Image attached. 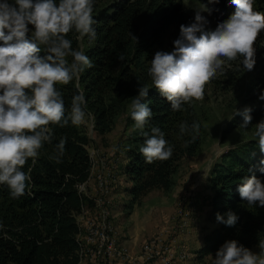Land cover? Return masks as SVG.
Here are the masks:
<instances>
[{"label":"trees","instance_id":"trees-1","mask_svg":"<svg viewBox=\"0 0 264 264\" xmlns=\"http://www.w3.org/2000/svg\"><path fill=\"white\" fill-rule=\"evenodd\" d=\"M101 1L94 0L96 38L80 39L75 31L67 36L72 48L82 50L93 66L68 85L56 87L62 93L66 116H70L73 97L83 93L85 111L91 115L93 130L99 136L112 130L122 106L138 95L141 86L149 88L142 100L152 110L148 124L137 129L131 114L128 116L133 129L127 138L123 172L131 182L127 189L131 209L151 190L169 191L175 184L174 174L180 161L194 156L204 140L192 104L173 111L170 102L154 87L148 72L154 54L173 51L180 26L195 23L197 12L207 21L204 30L211 32L235 13L236 6L232 0H110L100 4ZM253 5L254 10L264 12V0H253ZM28 27L30 38L33 29ZM259 36H264V30ZM41 49L40 55H46L43 46ZM68 59L71 61V57ZM226 75L229 81L234 78L231 71ZM260 83L264 86V77ZM245 109L250 110L251 121L264 120V101L244 106L242 113ZM238 117V122H243V115ZM193 122L199 124V134L186 146L192 137L182 135L180 125L190 126ZM152 127L164 133L173 154L166 161L149 164L139 149L146 139L144 133L151 135ZM52 134V142L44 144L35 162L29 158L22 168L30 176L25 195L14 199L9 188L0 185V264H79L77 216L90 204L79 188L91 177V139L81 125L73 126L70 121L63 128L52 126ZM61 139H66L65 152L57 163L50 157ZM262 161L264 152L260 151L258 138H252L227 150L212 166L207 217L213 227L202 236L197 261L215 259L226 241L236 240L250 251L264 242V207L248 205L237 190L245 178L253 175L264 183ZM229 211L238 217L233 226L217 222V213L226 219Z\"/></svg>","mask_w":264,"mask_h":264},{"label":"clouds","instance_id":"clouds-1","mask_svg":"<svg viewBox=\"0 0 264 264\" xmlns=\"http://www.w3.org/2000/svg\"><path fill=\"white\" fill-rule=\"evenodd\" d=\"M232 3L235 13L214 31L204 30L207 21L197 12L195 23L180 26L173 51L154 54L148 72L173 111L202 100L206 84L218 71L224 73L226 61L242 57L244 70H253L254 45L264 30V12L254 10L253 0ZM93 10L94 0H0V185H6L14 199L25 195L30 176L22 168L29 158L34 163L44 144L52 142V126L63 128L69 121L73 126L86 122L83 93L73 97L70 116H66L64 99L56 86L68 85L93 66L90 58L82 50H74L67 38L72 31L80 39L96 38ZM29 25L33 29L30 38ZM41 46L47 53L44 56L40 55ZM148 90L141 86L131 101L130 114L137 129H143L152 118V110L142 103ZM249 113V109L234 113L243 115L241 128L247 129L251 123ZM255 126L260 151L264 152V120ZM179 130L182 135H191L187 146L199 134V124L182 123ZM151 133H144L146 139L139 149L145 162L170 159L173 147L164 133L157 127H152ZM65 145L66 139H61L50 159L60 163ZM237 190L248 205L264 207V183L255 175L245 178ZM226 217L216 214L217 222L227 226L238 220L231 211ZM260 248L264 250V242ZM214 264H264V257L230 240L217 251Z\"/></svg>","mask_w":264,"mask_h":264},{"label":"rangeland","instance_id":"rangeland-1","mask_svg":"<svg viewBox=\"0 0 264 264\" xmlns=\"http://www.w3.org/2000/svg\"><path fill=\"white\" fill-rule=\"evenodd\" d=\"M254 47L253 70H244L242 57L226 61L224 73L218 71L206 84L204 98L191 102L195 117L203 128L204 140L194 156H186L180 161L174 174L173 187L169 191L151 190L131 209L127 193L131 182L123 172L127 163V138L133 129L128 123L131 102L124 103L112 130L103 136L93 130L91 115L86 116V122L81 127L91 139L88 146L92 163L91 177L80 186L79 192L88 197L90 204L77 216V223L82 225L83 234L86 233V226L91 221L90 213L87 212L93 210L91 198L96 197V184L101 176L105 212L108 215L105 222L109 221L105 225L108 226L109 236L117 240V250L122 253L121 264H130L136 259L137 262H145L146 254L140 252L149 246V239L154 236H160L164 244L171 245L169 264H214L211 257L203 261L196 260V251L203 234L213 227L207 217L212 196L208 186L210 170L227 150L257 138L255 125L263 120L257 118L244 129L240 127L243 122H238L240 114H234L236 111L242 113L246 105L254 106L264 101L260 99L264 95V86L260 83L264 77V36H258ZM226 70L234 75L232 81L228 80ZM99 222L102 224V218L95 217L92 225L93 229L101 233L102 225ZM83 234L82 237H85ZM86 241V246L82 248L83 259L81 263L79 260V264H90V252L97 251V241ZM251 251L264 257V250L260 247L255 246ZM103 263L112 264V261L103 260Z\"/></svg>","mask_w":264,"mask_h":264},{"label":"built area","instance_id":"built-area-1","mask_svg":"<svg viewBox=\"0 0 264 264\" xmlns=\"http://www.w3.org/2000/svg\"><path fill=\"white\" fill-rule=\"evenodd\" d=\"M86 190V189H84ZM103 183L101 176L98 177L96 184V197L91 198L93 201V210H89L91 225H87L88 239L97 241V251L91 252L90 264H102V260H110L112 264H121V254L117 250V240L108 236V226L105 225V217H108L105 212V203L103 200ZM95 217H102V227L100 238L92 237V224ZM146 254L145 262H130V264H169L168 254H171V245H166L160 236H154L149 239V246L140 252Z\"/></svg>","mask_w":264,"mask_h":264},{"label":"bare ground","instance_id":"bare-ground-1","mask_svg":"<svg viewBox=\"0 0 264 264\" xmlns=\"http://www.w3.org/2000/svg\"><path fill=\"white\" fill-rule=\"evenodd\" d=\"M104 184H106V183H104ZM82 191V190H81ZM88 211V210H87ZM88 213V212H87ZM86 214V213H85ZM84 215V214H83ZM87 215V214H86ZM85 215V216H86ZM102 218V217H101ZM84 219V218H83ZM87 219V218H86ZM95 222V221H94ZM109 222V221H108ZM108 222H105V224L106 223H108ZM100 223V222H99ZM101 224V223H100ZM88 225H91V221H90V223L88 224ZM102 225V224H101ZM78 226H79V233L77 234V237H76V239H77V242H78V244H79V247H80V251H79V260H80V263H81V261H82V254H83V249L82 248H84L85 246H86V244H85V246H84V241H86V239L89 241L90 239H88V234H87V229H85L86 230V233H84L83 234V232L81 231L82 229V225L80 226V224L78 223ZM84 226H85V223H84ZM85 232V231H84ZM111 233V232H110ZM82 234L83 235H85V237H82ZM110 234H109V232H108V236H109ZM100 236H101V233H99L97 230H95V229H93V225H92V237L93 238H100ZM109 237H114V236H109ZM84 238H86V239H84ZM118 238V237H117ZM119 239V238H118ZM88 241H86V242H88ZM96 242V241H95ZM149 243V242H148ZM92 244V243H91ZM84 246V247H83ZM89 249V248H88ZM88 249H86V250H88ZM91 249V248H90ZM95 247H94V251H95ZM118 249V248H117ZM88 253H89V250H88ZM91 253V252H90ZM89 253V254H90ZM88 254V255H89ZM84 255H86L85 253H84ZM143 260V259H142ZM91 261V260H90ZM102 262H103V260H102ZM142 262V261H141ZM105 263V262H104ZM103 263V264H104ZM109 263V262H108ZM107 263V264H108ZM89 264V263H88Z\"/></svg>","mask_w":264,"mask_h":264},{"label":"crops","instance_id":"crops-1","mask_svg":"<svg viewBox=\"0 0 264 264\" xmlns=\"http://www.w3.org/2000/svg\"><path fill=\"white\" fill-rule=\"evenodd\" d=\"M201 245V244H200ZM181 251V250H180ZM179 252V251H178Z\"/></svg>","mask_w":264,"mask_h":264}]
</instances>
